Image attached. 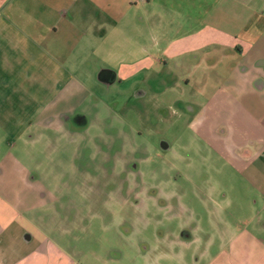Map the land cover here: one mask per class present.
<instances>
[{"label":"crops","instance_id":"1","mask_svg":"<svg viewBox=\"0 0 264 264\" xmlns=\"http://www.w3.org/2000/svg\"><path fill=\"white\" fill-rule=\"evenodd\" d=\"M108 62L114 75L99 69ZM155 76L162 91L143 86ZM118 79L158 115L167 107L162 121L190 114L210 147L202 162L223 166L195 202L180 205L166 186L142 202L134 191L137 210L163 213L159 246L113 259L57 221L41 185L54 172L38 160L53 164L54 142L100 129L81 108L100 107ZM227 167L231 211L214 177ZM111 191L125 204L123 185ZM0 264H264V0H0Z\"/></svg>","mask_w":264,"mask_h":264},{"label":"rangeland","instance_id":"2","mask_svg":"<svg viewBox=\"0 0 264 264\" xmlns=\"http://www.w3.org/2000/svg\"><path fill=\"white\" fill-rule=\"evenodd\" d=\"M116 63L108 62L99 69H111L114 75L118 69ZM144 83L146 89L154 92L165 87L157 76ZM96 84L99 88L106 87L98 81ZM133 85L118 79L106 87L101 95H96L102 98L100 107H96L94 100L81 108L87 112L91 124L100 125V129L54 142L57 151L53 164L44 158L38 160L43 172H54L52 179L44 176L41 185L53 190L58 199L54 205L57 221L66 224L77 241L102 240L103 249L113 259L132 254L144 243L159 246L156 233L162 230L163 213L157 207L137 210L133 205L134 191L139 190L142 202V194L145 196L149 188L166 186L180 199V205L195 202L196 191L208 188L213 176L207 171L212 165L223 166L222 162H202L203 157H210V147L195 141L194 131L188 126L190 114L184 115L178 124H173L174 119L162 121L161 115H167V107H161L158 115L153 106L155 100L149 96L136 98ZM163 141L172 145L171 150ZM43 151L42 157H46L48 151L45 148ZM219 170L223 173L216 172L214 177L228 194L223 205L231 211V169ZM117 184L123 185L125 204L111 191ZM147 219L152 222L146 224Z\"/></svg>","mask_w":264,"mask_h":264}]
</instances>
